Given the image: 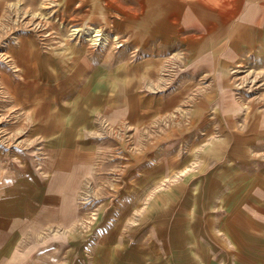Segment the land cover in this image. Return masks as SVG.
<instances>
[{"label":"rangeland","instance_id":"374dc122","mask_svg":"<svg viewBox=\"0 0 264 264\" xmlns=\"http://www.w3.org/2000/svg\"><path fill=\"white\" fill-rule=\"evenodd\" d=\"M242 1L0 0L1 180L64 179L67 264L227 250L216 176L246 118L228 113L264 92L263 56L224 66Z\"/></svg>","mask_w":264,"mask_h":264},{"label":"crops","instance_id":"0c3cea01","mask_svg":"<svg viewBox=\"0 0 264 264\" xmlns=\"http://www.w3.org/2000/svg\"><path fill=\"white\" fill-rule=\"evenodd\" d=\"M242 2L231 33L229 52L234 59L229 65L225 62L227 69L245 68L242 55L246 50L264 57V0ZM261 63L256 66L263 73L264 86V60ZM247 79L248 74L241 80ZM222 112L225 114V109ZM228 114L246 117L240 129H236L234 119L233 130L238 135L227 144L233 148L231 157L216 176L218 191H228L225 196L231 197L223 204L229 214L220 231L228 248L206 252L202 257L210 259L215 254L217 264H264V92L256 95L249 107L234 108ZM9 175L8 184L0 176V264H67L63 253L65 222L59 214L63 207L58 202L64 194V179L42 185L34 178L28 184L30 191H17L16 175ZM184 242L187 246V237Z\"/></svg>","mask_w":264,"mask_h":264}]
</instances>
